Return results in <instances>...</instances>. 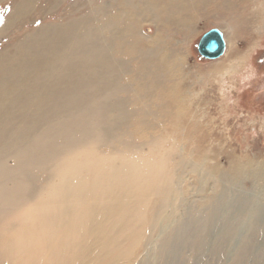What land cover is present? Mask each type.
<instances>
[{"label": "rangeland", "instance_id": "374dc122", "mask_svg": "<svg viewBox=\"0 0 264 264\" xmlns=\"http://www.w3.org/2000/svg\"><path fill=\"white\" fill-rule=\"evenodd\" d=\"M16 1L3 0L0 3V25ZM94 1L96 3V0ZM97 1L112 5L109 0ZM78 2L81 5L87 1L65 0L52 12L44 9L43 12L36 13L37 16L34 15L32 21L10 31L0 39V51L16 43L25 34L34 33L41 26L57 25L67 20L68 14H70L69 6ZM222 2L225 3L224 0ZM41 4L44 5V8L47 5L46 2ZM232 5L234 6L231 11L224 8L227 11L221 12L212 7L205 10L208 13H202L199 9L193 8L188 13L190 18L183 22L182 26L166 27L170 34L167 39L170 45L166 50L171 57V71L169 76L165 71L161 72L158 82L159 90L150 86L144 91V94L151 92L152 95H144L137 91L135 93V88L141 81L130 82L126 76L119 81V86L113 93L103 95L102 92L103 94L95 95L97 98L91 100V109H95L93 117L104 115L101 110L105 108V105H100L104 98L106 100L121 98L125 101L124 113L127 111V118L124 122L122 121L123 123L121 122L117 127L111 129V138L109 135L105 139H102L104 137L92 139V136L97 132V135H100L102 127L99 120L86 125L84 137H80L79 132L76 134V131H70L71 112L76 113L71 111L69 114L57 118V124H54L56 120L54 123H50L48 132L51 135L46 136V139L33 137L29 141L26 140L23 147L20 146L21 149L15 147L10 151L5 150L3 156L0 154L2 157L0 158V264H20L21 262V264L30 262L31 264L34 262L37 264H45L44 262H48L46 264H72V261H74L73 264H264V0H233ZM79 10L86 12L82 7ZM144 28H147V32L143 29L142 33H148L147 36L154 33L152 24L146 23ZM212 28L223 32L226 49L224 55L219 59L205 60L198 55L196 46L200 37ZM166 50L162 54H166ZM130 66L133 68L132 64ZM147 80L149 81L150 78ZM101 82L99 81L97 86L95 85L97 87L95 91L100 90V85L105 86ZM142 84L144 85V83ZM160 89L167 91L168 95L161 92ZM101 90L103 89L101 88ZM139 95L141 101L138 99L139 102H137L136 97ZM80 114L83 115L85 112H77V116ZM80 117L82 116L80 115ZM55 129L60 131L62 137L66 136L69 139H56L55 136L58 134L55 135ZM68 131L72 132L71 138L67 135ZM76 137L77 139H75ZM0 142L1 151V145L6 143V139H0ZM40 143L44 144L45 150L41 151L44 147H40L41 150L36 148L38 145L40 146ZM20 150L22 153L24 150H31L33 151L32 155L37 158L35 157L33 160L34 157L27 151L30 161H34L31 163L29 159H26L28 157L26 153L22 154ZM12 152L19 158L18 162H14L16 157ZM79 153L82 155V157L79 155L80 159L87 160L83 162L86 165H83L84 167L81 164L82 159L78 160ZM42 154L46 157H43ZM111 160H115L116 163ZM21 161L23 162L21 163ZM71 161L72 166H69ZM75 163L81 165L82 171ZM122 164L124 166L121 168ZM67 165L68 167L74 166L75 169L73 167L69 171ZM112 165H117V170ZM90 166L92 167L90 168ZM127 166L128 171H126ZM63 168H65L64 171ZM46 169L47 171H45ZM56 170L57 173H55ZM103 170L106 176L99 179V182L104 181V185L101 182V186H99L100 184L95 178L97 179L100 176L99 171L102 173ZM79 171L81 172L77 174ZM121 172L123 174L128 172L127 176L124 177ZM153 173H156L157 178H154L156 176ZM68 174L76 175L75 178L79 177L80 184L75 178L74 181L78 182V185L76 182L73 183V176H70V179ZM89 176L90 178H88ZM120 177L122 179H119ZM6 179L9 180L7 185L5 184ZM48 179H52V181H48ZM152 179L157 184L156 186ZM88 180L93 182L90 187L87 186V184L90 185ZM105 180L108 182L106 183ZM120 180L126 181V187L123 185L115 187L117 186L116 182L122 184L123 181ZM66 181L74 185L66 184ZM111 181L113 182L110 183ZM45 182L49 183L46 187ZM51 182L56 183L52 184ZM68 184L74 187L76 185L77 198L83 193L84 195L81 194L83 200L81 197L80 201L77 198H75L76 200L74 198L65 200L68 195L65 196L64 190L66 189L63 188H68ZM48 185L52 186V191L55 193L51 191V188L48 189L50 187ZM79 185H81V189L84 186L83 188L87 191L90 188L89 194L84 189L81 191ZM137 186H139L138 189ZM118 188L120 192L125 191L127 197L135 192L132 194L135 197L127 199L124 195L123 198L124 192H121V203L119 204L118 200L120 199L116 194L120 193ZM97 189L99 192L101 191L100 194ZM129 189L133 190L132 193ZM142 190L144 194H142ZM102 192L104 197H100L101 201L96 197ZM142 195H144L143 198H141ZM145 195L147 197L144 200ZM85 196L86 199H84ZM87 196L90 197L89 200ZM40 197L41 202L39 201ZM139 198L141 201L137 203ZM104 199L108 201L104 203ZM35 200L38 202L36 203ZM47 200L54 206H51ZM67 200L69 204L71 203L70 206L66 202ZM110 200L118 205L109 203ZM74 203L78 204L77 207ZM56 206L60 209H56ZM87 207H90L88 211ZM108 209L111 214H107ZM89 210H92L93 213L94 210L96 211L94 214L92 213L91 219L88 214H91L92 211ZM72 211L75 213L76 221L74 214L71 216ZM77 211L80 214L79 217L83 219H81V224L84 223L82 226ZM27 212L29 214H26ZM33 212L35 215L31 216ZM98 212L99 219L93 221ZM121 213L126 217L121 218ZM123 214L122 216H124ZM100 215L103 217L100 218ZM32 219H34V223ZM57 219L60 220V223L62 221L63 227L61 225L57 226V229L54 227L59 232L53 233V226L56 225H52V222L60 224ZM102 219L106 221L103 222ZM68 221H72L71 226L75 224L73 229L67 223ZM87 221L91 224H87ZM16 222L23 224L16 225ZM95 222H98L97 226L94 224ZM99 223L105 232H102L101 229L100 233L101 225ZM45 224L51 226L46 231L52 230L49 231L52 235L49 232L43 234L47 228L42 230L46 226ZM77 224L82 227V230ZM88 225L89 227L95 225L96 229L94 230L91 226L90 230L87 228ZM98 225H100L99 228ZM6 226L7 229H5ZM35 228L36 232H34ZM22 229L24 233L27 230L25 234L31 231L29 234L31 235L34 232V235L31 236L33 240H29V235L25 239L26 235L22 234ZM61 229H63L62 232ZM14 231L15 237H13ZM17 231L23 235L19 236L21 240L16 239L20 235L17 234ZM137 232H143V234L138 235ZM40 234H42V240ZM55 234L61 237V239L58 237L59 242ZM81 234L82 237H80ZM102 234L106 236L101 237ZM63 235L64 237H62ZM50 237L56 238L57 241L52 238L53 241H51ZM68 237L69 243L66 239ZM93 238L96 240L95 242ZM8 239L11 240L8 241ZM8 242L13 244L9 245ZM46 242L51 249L46 247ZM18 245L20 248L15 251L13 248ZM23 246H26V249H23ZM27 248L31 251H28ZM90 248H93V252ZM42 251L46 253L43 254ZM123 251L125 255L121 254ZM48 252L51 254L49 255ZM87 252H91L92 257ZM15 256L19 258L15 259ZM36 256L38 259L35 258ZM89 256L90 258H88ZM33 257L36 260H33ZM75 259H79L77 263Z\"/></svg>", "mask_w": 264, "mask_h": 264}, {"label": "bare ground", "instance_id": "6f19581e", "mask_svg": "<svg viewBox=\"0 0 264 264\" xmlns=\"http://www.w3.org/2000/svg\"><path fill=\"white\" fill-rule=\"evenodd\" d=\"M64 1L65 0H45V1L44 0L43 1L42 0H17L12 5V9H10L11 11L5 16V19L2 23V25H0V39L4 38L10 31L16 30L20 26L24 25L25 23L32 21L33 16L36 13H41V12H43L44 9L52 12V10H54L58 5H60ZM86 1L87 2H85L81 5L79 4L80 2L71 4L69 6L70 7L69 8L70 14H68V19L64 20L62 23H59L57 25L41 26L36 31H34V33L30 32V33L25 34L16 43L12 44L11 46L5 47L3 50L0 51V139H4V140L6 139V143L4 142L1 145V151H0L1 155L2 154L4 155L5 150L10 151V150H13L12 148H15V147H18V148H20V146L23 147V145L25 144V141L26 140L29 141V139H32L33 137L46 139V136L51 135L48 132L50 123L51 122L54 123V121L56 120L54 124H57L56 123L57 118H61L62 115L69 114V112H71V111H75L76 113L71 112L72 117L70 118L71 119L70 124H72V125H69L71 127V128L69 127L70 131H76V134H77V132H79V136L81 135L80 137H84L86 134V130H85L86 125H88L89 122H92V121L97 122V120H99V123L102 127L100 130V133H99L100 135H97V133H98L97 132L96 135L94 134L95 137H93L94 135L92 136V139H97L99 137H101V138L104 137L102 139L107 138L110 135V133L112 132L111 129L113 127H117V125L119 123H121L122 121L124 122L127 118V115H126L127 111H125V113H124L125 101H123L121 98H116L114 100L113 99L106 100L104 98L103 101H101L100 105L101 106L105 105L104 106L105 108L103 107L104 109H102V110L98 109V110H101L102 114L104 113V115L93 117L94 116L93 110H95V109H91L92 108L91 100L97 96L96 94H98V93L101 94L103 92L104 93V94L102 93L103 95H108V94H110V92L113 93L115 91V89L119 86V83H120L119 81L124 76L128 77V81H130V82L131 81L138 82V80H139L142 83H144V85L141 82L137 84V88H135V93L137 91V93L142 92L144 94V91L146 89H148L150 86L157 88V90H159L158 89V82H159V76H160L161 72L165 71L167 73V76H169V73L171 71V68H170V64H171L170 58L171 57L167 51L168 50L167 48L170 45L169 41L167 39L169 38L170 34H169V31L166 30V27H170L171 25H176V27L182 26V23L190 18V15L188 13L190 11H192L193 8L199 9L202 13H208L205 10H207L209 7H212L216 11L221 12L223 10L224 11H227V10L231 11V9L234 6V5H232L233 0H226V1L224 0V2L226 4L223 3L222 0H221V2H220V0H109V2L112 3L111 6L104 4L103 2H99L97 0H96V3L94 0H86ZM2 2H3V0H0V3H2ZM44 2L47 3L45 8H44V5L41 4ZM80 7L84 8L86 12L84 13V11L79 10ZM224 8L227 10H225ZM81 12H83V13H81ZM35 16H37V15H35ZM146 23L152 24L154 27V33L150 36L146 35L148 33H145V32L142 33L143 29L147 32V28L146 29L144 28V24H146ZM224 41H225V38H224ZM225 46H226V41H225ZM159 49H160V51H158ZM165 50L167 53L162 54L163 51H165ZM180 55H181V53H180ZM130 64H132L133 68H131ZM147 78H150V80L148 81ZM145 80H147V82H145ZM99 81L100 82L102 81L101 84H104L105 86L100 85V90L95 91V90H97L95 88H97L96 86H97V83ZM159 85H161V84H159ZM101 88L103 90H101ZM169 90H171V88H169ZM160 91L164 92V94L168 95L167 91H164L163 89H160ZM145 93L148 95H152L151 92H145ZM146 94H144V95H146ZM99 97H100V95H99ZM106 97H108V96H106ZM138 99L141 101L140 95L136 97L137 102H139ZM81 109L83 112H85V114H83V115L80 114L82 117H80V115L77 116V112H82V111H79ZM170 114H172V113H170ZM99 123H98V125H99ZM95 124H97V123H95ZM47 125H48V128H47ZM58 125H60V124H58ZM127 129H128V127H127ZM70 131L67 132V135L69 137L72 135V132H70ZM59 132L60 131H57L55 129V131H54L55 135L58 134V136H55L56 139H69L66 136L62 137ZM170 136H172V134H170ZM90 137H89V139H90ZM110 138H111V135H110ZM75 139H77V137ZM42 143H44V142H42ZM119 143H120V141H119ZM116 144H118V143H116ZM58 145H59V142H58ZM101 145H102V143H101ZM40 147H44V144L41 145V143H40V146L38 145L36 148L39 149ZM45 148L46 147H44L43 149L41 148L42 150L41 149H39V150L43 151V150H45ZM62 148H63V146H62ZM74 148H76V147H74ZM27 151L29 152L30 155H32L31 152H33V151H31V150L30 151L27 150ZM27 151L24 150V152L28 156ZM20 152L22 153L21 150H20ZM13 155H14V157H16V160L14 159V162L15 161L18 162L19 158H17V156H15L14 153H13ZM26 155H25V157H27ZM42 155H43V157H46V155H44V154H42ZM79 155H81V154L80 153L78 154V157H79L78 160L80 159ZM10 157H11V154H10ZM32 157H34L32 159L35 160L36 156L32 155ZM81 157H82V155H81ZM0 158H2V157L0 156ZM26 159H29V156ZM81 159H82V161H81L82 166L83 165L86 166L85 163H83L85 159H83V158H81ZM30 160L31 159H29V161ZM78 160H76V162H78ZM3 161H4L3 163H5V160H3ZM62 161H63V159H62ZM85 161H87V160H85ZM111 161L114 162L115 160H111ZM118 161L119 160H117V162ZM22 162L23 161H21V163ZM33 162H31V163H33ZM89 163H90V161H89ZM115 163H116V161H115ZM119 163H120V161H119ZM121 163H123V162H121ZM71 164H72V161H71V163H69V166H72ZM75 164L78 167H80L79 168V170H80L81 165L79 166L78 163H75ZM90 164H92V163H90ZM124 164H122L121 168L124 166ZM98 165H100V164H98ZM29 166H30V164L28 165V167ZM77 166H76V169H78ZM112 166H113V168H115V170H117L116 169V168H118V167H116L117 165L116 166L112 165ZM7 167H6V170H7ZM51 167H52V165H51ZM67 167H68V165H67ZM73 167H68L69 171H70V168L73 169ZM91 167L92 166H90V168ZM56 169H58L57 166H56ZM74 169H75V167H74ZM64 170H65V168H63V171ZM104 170H105V168H104ZM104 170L102 171V173L99 171L98 174H100V176L98 174L97 175L100 178L99 177L97 179L95 178V180H97L99 182V179L101 180V178L103 179L106 176V175H104ZM8 171L9 170H7V172ZM45 171H47V169ZM51 171L53 172V169H51ZM54 171H55V169H54ZM81 171H82V169H81ZM81 171L77 172V174H79ZM88 171L90 172L91 170H88ZM126 171H128V166L126 168ZM129 171H130V169H129ZM2 173H4V172H2ZM30 173H31V171H30ZM55 173H57V170ZM59 173H61V172H59ZM63 173H62V175H64L66 172L64 174ZM72 173L74 174V172H72ZM123 173H124V171H123ZM123 173L121 172V174H123ZM127 173L128 172H125L126 175L123 174V176L124 177L127 176ZM47 174H51V173H47ZM53 174H54V172H53ZM155 174H154V176H156ZM68 175H69V177L73 176L72 174H68ZM150 175H152V174H150ZM75 176L72 177L73 181H74ZM90 176L88 178H90ZM116 176H117V174H116ZM129 176H130V173H129ZM110 177L113 178V176H110ZM121 177L119 179H122ZM5 178H7V177H5ZM154 178H157V176ZM70 179H71V177H70ZM75 179H78V182H79L80 178L78 177ZM109 179H111V178H109ZM114 179H112V180L114 181ZM2 180H4V178H2ZM6 180L7 181L5 184L7 185V182L9 180L8 179H6ZM93 180H94V177H93ZM155 180H157V179H155ZM48 181H52V179L51 180L48 179ZM56 181L59 182V180H57V179H56ZM67 181H66V184L67 183L73 184L76 182V181H74L73 183H71V182H67ZM97 181H95V182L97 183ZM105 181H106V183L108 182V180H105ZM113 181H111L110 183H112ZM120 181L122 182L123 180H120ZM18 182H20V181H18ZM78 182H76L77 185H78ZM89 182L90 181L88 180V183ZM101 182L102 181H100L98 184H100ZM125 182H126L125 180L122 182V184L120 182L119 183L116 182L117 186H115V187L116 188L120 187V186L122 187V185L124 187H126ZM152 182L154 183V179H152ZM45 183H46V185H45V187H46L48 182H45ZM54 183H56V182H54ZM54 183H52V184H54ZM91 183H93V182L91 181L90 185L87 184V186L90 187ZM139 183H141V182H139ZM160 183H161V181H160ZM5 184H4V186H5ZM62 184H63V180H62ZM79 184H80V182H79ZM98 184H97V186H98ZM102 184L104 185V181L102 182ZM116 184H114V185H116ZM12 185H13V183H12ZM73 185L69 186V184H68V186H69L68 188L64 187V185H63L64 188L63 187L62 188L66 189V190H64L65 191L64 193H66L65 196L68 195V197H66L65 200L68 198H69V200H71L73 198H74V200H76L75 198L78 197V193H77L78 189L76 188V185H75V187ZM103 185H102V187H103ZM114 185H113V187H114ZM156 185L157 184H155V186ZM48 186H50V185H48ZM80 186L81 185H79L78 187L80 188ZM99 186H101V184ZM127 186H129V185H127ZM83 187H82V189H84ZM92 187H93V185H92ZM102 187H100V188H102ZM130 187H131V185H130ZM138 187L139 186H137L136 188L138 189ZM151 187H152V185H151ZM49 188H51V191H52V186L48 187V189ZM156 188H158V187H156ZM60 189H61V187H60ZM82 189L80 188L81 191H82ZM88 189L91 191L90 188H88ZM107 189L108 188L106 185V191H107ZM5 190L7 191V189H5ZM118 190H119V188H118ZM85 191H87V190H85ZM88 191H87V193H88ZM97 191H98V189H97ZM109 191L111 193V190H109ZM130 191L132 193L133 190H130ZM52 192L55 193L54 191H52ZM119 192H120V190H119ZM121 192L122 193L124 192V194H123V198H124L126 196L125 191H121ZM121 192L119 193L120 195L118 193H116L119 196V199H120L121 194H122ZM9 193H11V192H9ZM18 193H19V191H18ZM79 193H81V192H79ZM93 193H91V194L93 195ZM100 193H101V191L98 194H100ZM133 193H135V192H133ZM81 194L84 195L83 193H81ZM81 194H80V197H81ZM132 194H129L130 195L129 197H127L128 196L127 195L126 196L127 199H129L130 197L131 198L135 197V196H132ZM142 194H144L143 190H142ZM12 196L14 197V195H12ZM88 196H87V199L89 200L90 197L88 198ZM97 196L98 197H96V196H94V197H96L97 199L100 197H104L103 192L101 195H97ZM143 196L144 195H142L141 198H143ZM60 197L62 198V196H60ZM146 197L147 196L145 195L144 200L146 199ZM79 198H77L79 201L81 199L83 200L82 197H81V199H79ZM141 198L138 199L137 203L139 201H141ZM36 199H37V197H36ZM84 199H86V196ZM94 199H93V201H94ZM33 200H34V198H33ZM49 200H47L48 203L50 202ZM62 200H61V202H62ZM99 200L102 201L101 198ZM144 200H142V201H144ZM3 201H5V200H3ZM3 201H2V203H3ZM39 201L41 202V197H40ZM105 201L107 202L108 200L104 199L103 202L105 203ZM110 201H109V203H111V204L114 203L115 205H118V204H116V202H112V201L110 202ZM118 201H120L119 202V204H120L121 199ZM118 201H117V203H118ZM23 202H25V201H23ZM35 202L37 203L38 201L35 200ZM66 202L68 203V200ZM73 202H76V201H73ZM122 202H124V201H122ZM67 203H66V205H67ZM95 203H97V202H95ZM49 204L51 205V203H49ZM70 204H69V206H70ZM106 204L108 205V203H106ZM10 205L12 206V204H10ZM75 205L77 207L78 204H75ZM5 206H6V204H5ZM34 206L36 207V205H34ZM51 206H54V205H51ZM57 206H58V204H57ZM57 206H56V209H60L62 207V206H58L60 208H57ZM28 208L30 209V207H28ZM88 208H90V207L86 208L87 211H88ZM108 208H110V207H108ZM3 209H5V208H3ZM14 209H17V208H14ZM35 209H37V208H35ZM61 209H63V207ZM95 210H98V209H95ZM95 210H94V213L96 212ZM37 211L39 212V210H37ZM52 211H54V210H52ZM59 211H58V213H59ZM67 211H69V209ZM74 211H76V210H74ZM89 211H92V210H89ZM23 212H24V210H23ZM100 212H102V211H100ZM131 212H133V211H131ZM15 213H17V212H15ZM52 213H54V212H52ZM76 213L79 217L80 214L78 213V211ZM90 213L91 214H88V216L91 219V217H93L94 213H93V211ZM109 213L111 214L110 210H109V212H107V214H109ZM119 213H120V211H119ZM1 214H3V211H1ZM23 214H25V213H23ZM26 214H29V213L27 212ZM73 214H74V219H75L76 218L75 213L72 211L71 216H73ZM98 214H99V212L97 213V216H96L97 218L96 217L93 218L94 219L93 221H97L96 219H99ZM107 214H106V216H107ZM122 214L123 213H121V218L126 217V215L123 214L124 216H122ZM33 215H35V212H33V214L31 216H33ZM90 215H92V216H90ZM37 216H39V215H37ZM100 216H101L100 218L103 217V215H100ZM78 217H77V220H78ZM42 218H41V220H43ZM55 218H57V217H55ZM22 219H24V218H22ZM81 219L82 218H80V220H79L80 224L83 220V219L82 220ZM33 220L34 219H32V222H33ZM102 220H103V222L106 221L104 219H102ZM132 220L135 221L136 219H132ZM57 221H59V223H60V220L57 219ZM75 221H76V219H75ZM93 221L91 220L92 224H93ZM25 222H26V220H25ZM25 222H24V224H25ZM48 222H46V223H48ZM71 222L72 221H68L67 223L71 226V224H72ZM138 222H139V220H138ZM18 223H20V222H16V225ZM39 223H41V222H39ZM61 223H62V221H61ZM61 223L58 224V222H56V224H54L52 222V225H56V226H53V233L59 232V231H56L54 229V227L57 229L58 228L57 226H59V225L62 226L63 223L62 224ZM89 223L87 221V224H89ZM97 223L98 222H95L94 224H96V226H97ZM78 224H77V226H79ZM83 224L84 223H82L81 226ZM74 225L75 224H73V226ZM100 225H98V228ZM73 226H71L72 229H73ZM81 226H79V227H81ZM91 226H92V228H94V230L96 229L95 225H91ZM91 226L89 227V225H88L87 228H90V230H91ZM45 227H47V228H45ZM49 227H51V226L46 225L43 227L42 230H44V228H45V230L43 231V234H44V232L46 234V232L50 231V229H49V231H46ZM79 227H76V228L78 229ZM103 227H105V226H103ZM5 229H7V226ZM63 229H61V232L63 231ZM80 229L82 230V227ZM101 229H102V225H101V228L99 229L100 233L103 230V229L102 230ZM134 229H137V228H134ZM17 230H19V229H17ZM19 231H17V234H20ZM22 231H23L22 234L26 235V236H24V238L25 237L27 238V235H29L31 232V231H29L28 234H25L27 232V230L25 233H24L23 229H22ZM84 231L85 230L83 229V233H84ZM34 232H36V228H35ZM34 232H32L31 235L28 236L29 240L30 239L33 240L31 238V236L34 235ZM50 232H49V234H50ZM102 232H105V230H103ZM135 232H136V230H135ZM14 233H15V231L13 232V237L16 236ZM91 233H93V232H91ZM100 233H98V234H100ZM82 234L80 237H82ZM85 234H86V232H85ZM141 234H143V232L138 233V235H141ZM23 235L20 234V235H18V237L19 236L22 237ZM40 235H41L40 239L42 240V234H40ZM50 235H52V234H50ZM55 235H56V238L59 237V235L58 236H57V234H55ZM35 236H33V237H35ZM83 236H85V235H83ZM102 236H103V234L101 235V237ZM105 236L106 235H104L103 237H105ZM62 237H64V235ZM101 237H100V239H101ZM51 238L56 240V238H53V237H50V240H51ZM59 238L61 239V237H59ZM59 238L57 239L58 242L60 241ZM98 238H97V240H98ZM16 239L21 240L20 237L16 238ZM66 239H68V243H69V240H70L69 237ZM4 240H5V237H4ZM10 240L8 239V241H10ZM46 240H47V238H46ZM93 240H94V238H93ZM51 241H53V240H51ZM77 241H79V240L77 239ZM92 241H90V242L92 243ZM95 241L96 240H94V242ZM3 242H5V241H3ZM102 242L103 241L101 240V244H102ZM34 243H36V242H34ZM46 243H47L46 247L49 248L50 246L48 245V242H46ZM64 243H65V241H64ZM7 244L10 245L13 243L8 242ZM23 244L25 245V243H23ZM23 244H21V245H23ZM28 244H26V245H28ZM58 244H60V243H58ZM135 245H136V243H135ZM53 246H55V244H53ZM53 246H52V248H53ZM56 246H58V245H56ZM12 247H13V245H12ZM32 247H34V246L32 245ZM77 247H79V246H77ZM113 247H114V245H113ZM17 248H20V245H18V247H15L13 249L16 251ZM22 248L26 249V246H23ZM74 248H75V245H74ZM50 249H51V247H50ZM57 249H58V247H57ZM118 249H119V247H118ZM132 249H133V246H132ZM29 250L31 251V249H28V251ZM37 250H36V252H37ZM52 250H54V249H52ZM86 250H88V249H86ZM18 251H20V250L18 249ZM124 251H123V253H121L122 255H125ZM129 251H132V250H129ZM43 252L44 251H42V253ZM91 252H93V250ZM110 252L113 253V251H110ZM45 253L46 252H44L43 254H45ZM90 253H88V254L92 257V255H91L92 253L91 254ZM48 254H49V252H48ZM81 255H82V253H81ZM28 256H30V255L28 254ZM53 256H55V255H53ZM53 256H50V257H53ZM59 256H61V255H59ZM90 256L88 258H90ZM83 257H84V255H83ZM127 257H126V259H128ZM17 258H19V257L15 256V259H17ZM20 258L22 259V257H20ZM35 258L38 259L37 256ZM35 258L33 260H36ZM123 258H124V256H123ZM72 259H71V261H72ZM30 260L32 261V259H30ZM46 260H47V256H46ZM58 260H60V258H58ZM61 260L64 261L65 259L64 260L61 259ZM66 260H68V258H66ZM77 260H79V259H77ZM77 260H76V263H77ZM25 261H29V260H25ZM80 261H81V259H80ZM16 262L18 263V260ZM73 262L74 261H72V264H73ZM39 263H40V261H39ZM44 263L46 264L48 262H44ZM56 263H58V262H56ZM29 264H31V262ZM33 264H37V263L34 262Z\"/></svg>", "mask_w": 264, "mask_h": 264}, {"label": "water", "instance_id": "95a60500", "mask_svg": "<svg viewBox=\"0 0 264 264\" xmlns=\"http://www.w3.org/2000/svg\"><path fill=\"white\" fill-rule=\"evenodd\" d=\"M196 49L202 59H219L226 49L223 32L217 28L208 30L200 37Z\"/></svg>", "mask_w": 264, "mask_h": 264}]
</instances>
